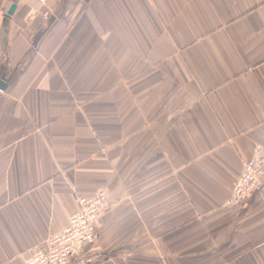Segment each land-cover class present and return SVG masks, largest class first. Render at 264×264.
<instances>
[{
  "label": "crops",
  "instance_id": "crops-1",
  "mask_svg": "<svg viewBox=\"0 0 264 264\" xmlns=\"http://www.w3.org/2000/svg\"><path fill=\"white\" fill-rule=\"evenodd\" d=\"M0 7V264L102 188L96 264H264V184L225 206L264 145V0Z\"/></svg>",
  "mask_w": 264,
  "mask_h": 264
},
{
  "label": "built area",
  "instance_id": "built-area-1",
  "mask_svg": "<svg viewBox=\"0 0 264 264\" xmlns=\"http://www.w3.org/2000/svg\"><path fill=\"white\" fill-rule=\"evenodd\" d=\"M44 16L47 17V14ZM263 184L264 145H256L225 206H241ZM78 203L79 209L70 217L67 227L40 245L23 264H96L91 249L95 243L98 223L109 208L108 193L100 189L89 198H80Z\"/></svg>",
  "mask_w": 264,
  "mask_h": 264
},
{
  "label": "water",
  "instance_id": "water-1",
  "mask_svg": "<svg viewBox=\"0 0 264 264\" xmlns=\"http://www.w3.org/2000/svg\"><path fill=\"white\" fill-rule=\"evenodd\" d=\"M14 9V6L11 8V10ZM0 89L3 90L4 89V85L2 82H0Z\"/></svg>",
  "mask_w": 264,
  "mask_h": 264
},
{
  "label": "rangeland",
  "instance_id": "rangeland-1",
  "mask_svg": "<svg viewBox=\"0 0 264 264\" xmlns=\"http://www.w3.org/2000/svg\"><path fill=\"white\" fill-rule=\"evenodd\" d=\"M102 189H104V190L107 192V190H106L105 188H102ZM107 193H108V192H107ZM109 208H110V202H109ZM109 208H108V209H109ZM107 211H108V210H107Z\"/></svg>",
  "mask_w": 264,
  "mask_h": 264
}]
</instances>
